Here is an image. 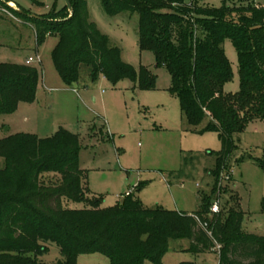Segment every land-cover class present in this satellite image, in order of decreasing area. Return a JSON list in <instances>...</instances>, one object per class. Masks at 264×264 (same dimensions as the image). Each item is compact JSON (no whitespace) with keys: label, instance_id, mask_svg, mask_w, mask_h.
Here are the masks:
<instances>
[{"label":"trees","instance_id":"16d2710c","mask_svg":"<svg viewBox=\"0 0 264 264\" xmlns=\"http://www.w3.org/2000/svg\"><path fill=\"white\" fill-rule=\"evenodd\" d=\"M69 1L73 14L66 5L39 19L5 0H0V13L29 18L39 44L49 35L58 37L53 60L68 87L79 85L89 73L93 83L103 77L114 85L128 80L135 89H154L156 76L123 60L121 49L91 20L87 1ZM201 1L102 0L110 17L139 16L138 46L154 53L158 67L170 73V92L179 99L187 124L197 128L207 120L200 133L219 134L223 149L211 153L217 157L211 172L216 195L223 187L222 175L231 177L234 136L264 120V8L212 9ZM226 40L238 54L236 94L224 90L233 78L223 49ZM39 81L33 66L0 64V116L13 114L20 103H34ZM81 150L78 136L65 129L46 139L24 133L0 139V264H46L41 257L53 246L63 256L53 264H77L89 254L104 255L110 264H161L174 240H189L194 255L219 247L220 264H264V235L243 231L240 207L212 213L211 195L200 194L195 213L147 208L139 198L147 184L141 183L123 202L102 207L87 187ZM260 165L264 169V162ZM51 174L61 180L48 184ZM66 200L86 207L67 208Z\"/></svg>","mask_w":264,"mask_h":264},{"label":"rangeland","instance_id":"374dc122","mask_svg":"<svg viewBox=\"0 0 264 264\" xmlns=\"http://www.w3.org/2000/svg\"><path fill=\"white\" fill-rule=\"evenodd\" d=\"M15 10L41 19L61 11L65 0H5ZM91 20L122 51L123 60L137 71L148 69L156 76L155 88L135 89L123 80L114 85L101 77L91 82L83 74L79 85L68 87L61 78L53 52L56 35L37 43L36 25L13 13H0V64L25 65L38 54L42 64L34 63L40 76L34 103H20L16 112L0 116V139L15 134H33L38 138L53 137L60 129L78 136L82 146L80 166L87 174L92 195L102 200V207H114L141 183L147 186L139 193L147 208L160 206L168 211L195 213L200 210V194L219 201L223 213L238 209L244 214L243 231L264 235V120L250 123L234 136L235 150L229 160L232 180L222 181L215 195L211 172L217 164L216 155L223 146L218 133H200L182 116L179 99L170 89L172 77L165 67H158L154 53L141 51L139 16L123 13L110 17L102 0H86ZM190 4L192 0H185ZM11 6L10 4H8ZM201 5L221 9L228 7L264 8V0H202ZM223 49L229 60L233 78L225 86L227 94L240 91L237 51L230 40ZM61 180L59 175L47 176L48 184ZM70 209H84V203L66 200ZM189 240H174L161 264H220L218 248L194 255ZM46 264L63 261L60 250L53 246L41 257ZM77 264H110L101 254L79 257ZM146 264H152L147 262Z\"/></svg>","mask_w":264,"mask_h":264},{"label":"built area","instance_id":"2783aa9c","mask_svg":"<svg viewBox=\"0 0 264 264\" xmlns=\"http://www.w3.org/2000/svg\"><path fill=\"white\" fill-rule=\"evenodd\" d=\"M34 63L42 64V59L38 54H36L35 57H30L26 60L27 66H33ZM230 179H231V177L229 175L223 174L222 179H221V185L223 184L222 181L226 182V181H229ZM130 194H131V192L127 193L125 196H129ZM220 209H221L220 202L215 201L211 207L212 213H219ZM218 249H219V247H218Z\"/></svg>","mask_w":264,"mask_h":264},{"label":"water","instance_id":"95a60500","mask_svg":"<svg viewBox=\"0 0 264 264\" xmlns=\"http://www.w3.org/2000/svg\"><path fill=\"white\" fill-rule=\"evenodd\" d=\"M65 1H66V5H67V7H68V9H69V12H70L71 14H73L74 10H73V7H72L70 1H69V0H65ZM10 7H12V6H10ZM12 8H13V7H12Z\"/></svg>","mask_w":264,"mask_h":264},{"label":"crops","instance_id":"0c3cea01","mask_svg":"<svg viewBox=\"0 0 264 264\" xmlns=\"http://www.w3.org/2000/svg\"><path fill=\"white\" fill-rule=\"evenodd\" d=\"M12 7H14V8H18L13 2H10L9 3ZM123 58V57H122ZM87 187H88V183H87ZM88 189H89V187H88ZM90 190V189H89ZM130 192H133V191H130ZM122 198H124V196L122 197ZM140 198V197H139Z\"/></svg>","mask_w":264,"mask_h":264}]
</instances>
